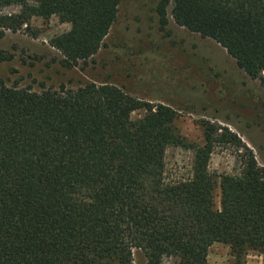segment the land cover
Instances as JSON below:
<instances>
[{
  "label": "trees",
  "instance_id": "obj_1",
  "mask_svg": "<svg viewBox=\"0 0 264 264\" xmlns=\"http://www.w3.org/2000/svg\"><path fill=\"white\" fill-rule=\"evenodd\" d=\"M119 6L0 0V34L37 38L31 21L56 17L70 30L50 45L71 69L98 54ZM169 6L177 25L214 40L264 87V0H159L163 26ZM10 7L20 12L4 13ZM177 119L172 107L109 83L36 91L0 81V264H135V250L146 264H209L215 244L239 263L264 255V168L254 152L210 122L203 144L189 142ZM225 143L236 146L240 168L217 175L210 161ZM170 148L194 152L187 177L168 174Z\"/></svg>",
  "mask_w": 264,
  "mask_h": 264
},
{
  "label": "rangeland",
  "instance_id": "obj_2",
  "mask_svg": "<svg viewBox=\"0 0 264 264\" xmlns=\"http://www.w3.org/2000/svg\"><path fill=\"white\" fill-rule=\"evenodd\" d=\"M159 0H120L118 19L104 45L87 64L67 68L62 55L50 40L70 30L58 18H35L30 28L38 33L5 31L0 34V81L19 82L22 87L61 85L80 87L87 82L109 83L152 104H165L178 113L177 129L189 141L203 144L202 124L210 122L236 134L264 168V87L248 77L227 51L214 40L177 25L168 8V23L163 26L157 14ZM10 7L4 13H19ZM1 32V31H0ZM137 111L134 119L144 116ZM222 133V131H220ZM236 146L218 145L210 161V171L234 174L240 168ZM194 152L170 148L166 155L169 175L187 177ZM216 203L220 189H216ZM209 264H264V255L250 252L241 263L228 246L215 244ZM135 264H146L143 253L135 250ZM163 264H178L167 258Z\"/></svg>",
  "mask_w": 264,
  "mask_h": 264
}]
</instances>
